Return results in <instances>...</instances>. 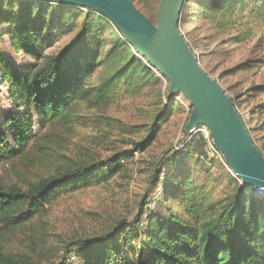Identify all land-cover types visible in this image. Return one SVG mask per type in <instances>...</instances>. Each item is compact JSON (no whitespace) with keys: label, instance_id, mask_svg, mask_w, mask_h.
<instances>
[{"label":"trees","instance_id":"1","mask_svg":"<svg viewBox=\"0 0 264 264\" xmlns=\"http://www.w3.org/2000/svg\"><path fill=\"white\" fill-rule=\"evenodd\" d=\"M184 10L191 20L202 18L218 29L237 28L231 37L234 43L251 40L255 30L264 35V0H186ZM182 22L180 17L178 28ZM115 29L90 8L45 0H0V39L7 38L14 52L30 60L16 64L0 47V86H6L10 104L0 111V162L28 158L35 147L43 154L59 145L61 137H68L84 117L82 109H105L118 95H138L157 85L163 106L153 122L146 129L124 130L131 134L143 130L144 136L131 145L138 153L147 150L174 112L180 94L169 95L168 88L162 95L165 78L145 58L137 57ZM69 34L58 52L49 51ZM255 88L264 93V84ZM255 109L264 111V103ZM34 122L52 137L36 135ZM189 136L180 150L173 148L170 155L159 158L151 172L153 193L160 191V198L145 193L132 220L66 244L65 253L74 254L80 264H264V192L229 173L196 171L191 165L195 156L208 164L218 156L208 150L210 135L207 139L198 131ZM220 158L230 169L221 154ZM130 159L131 152H117L105 159L60 166L25 188L0 179V264H38L26 236L16 249L8 245L9 236L21 229L26 232L30 222L63 195L124 173L122 161ZM197 172L204 173L205 180L194 178ZM209 181L214 187L225 183L227 192L216 198ZM151 201L161 210L150 209Z\"/></svg>","mask_w":264,"mask_h":264},{"label":"rangeland","instance_id":"2","mask_svg":"<svg viewBox=\"0 0 264 264\" xmlns=\"http://www.w3.org/2000/svg\"><path fill=\"white\" fill-rule=\"evenodd\" d=\"M159 1L133 0V4L155 22L153 16L156 11L153 14L152 11L157 9ZM181 18L183 22L179 28L180 33L198 57L202 69L217 80L235 102V108L254 144L264 155V111L255 109L264 103V93L255 88L264 84V35L255 30V37L251 40L234 43L231 37L237 33V28L218 29L205 19L191 20L187 17L186 10ZM70 36L71 34L60 37L55 47L49 51L58 52ZM0 47L16 64L24 65L30 61L22 53L14 52L7 38L0 39ZM168 88V80L162 79L161 94L165 95ZM159 90L157 85L148 86L138 95H118L105 109L98 106H94L91 111L82 109L80 114L84 117L68 137L59 139V145L55 148L44 149L41 154L35 147L28 158L0 162V179L5 184H17L25 188L30 182L53 173L60 166L63 168L70 164L105 159L117 152L132 154L129 162L122 161L126 167L124 173L108 182L70 192L56 199L46 211L30 222L26 232L23 229L18 233L13 232L9 236V246L18 248L20 244L23 245L22 237L26 236L25 241L34 247L32 254L37 257L38 264H80L74 254L68 256L65 253L66 244L99 236L118 221L132 220L138 202L145 193L161 197L160 191L153 193L151 172L159 158L170 155L176 144L184 138L190 102L179 93L180 101H177L174 112L163 123L161 131L144 152H135L131 145L144 136L143 130L139 134L124 132L133 126L146 129L153 122L163 106ZM6 92V86H0V111L10 107ZM33 130L36 135L49 134L52 137L46 128H40L36 122L33 123ZM201 130L209 132L207 128ZM192 161L191 165L196 171L210 170L211 174L220 176L229 173L241 181L231 169L226 168L220 157L211 159V164L197 156ZM194 178L205 180L206 175L197 172ZM207 184L210 189H214L216 198L227 192L225 183L215 187L210 181ZM150 204H153L155 210H161L154 201Z\"/></svg>","mask_w":264,"mask_h":264},{"label":"water","instance_id":"3","mask_svg":"<svg viewBox=\"0 0 264 264\" xmlns=\"http://www.w3.org/2000/svg\"><path fill=\"white\" fill-rule=\"evenodd\" d=\"M90 8L102 14L145 58L150 68L169 82V95L181 93L190 102L185 125L189 132L206 127L212 143L243 185L264 190V155L254 144L232 99L200 66L178 24L186 0H160L155 22L132 0H45ZM264 192V191H263Z\"/></svg>","mask_w":264,"mask_h":264},{"label":"built area","instance_id":"4","mask_svg":"<svg viewBox=\"0 0 264 264\" xmlns=\"http://www.w3.org/2000/svg\"><path fill=\"white\" fill-rule=\"evenodd\" d=\"M83 10H85V8H83ZM177 100L178 101H180V97L179 96H177ZM206 129L204 126H202V127H198V128H196V129H194V130H191V131H189V132H187L188 133V135L187 136H184V138H182V140H181V142L180 143H178V144H176V146L174 147V149L175 150H180L183 146H184V144L187 142V140L190 138V134L192 135V134H195V133H197L198 131H200L201 133H203L204 134V136H205V138H209V135H208V132L207 131H204V130H201V129ZM208 150H209V152L211 153V154H215L216 156H218V157H220V152L217 150V148L214 146V144L212 143V141H209L208 140ZM149 208L150 209H152L153 208V204H149Z\"/></svg>","mask_w":264,"mask_h":264}]
</instances>
